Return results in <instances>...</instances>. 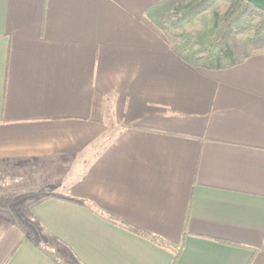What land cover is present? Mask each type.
<instances>
[{
	"label": "crops",
	"instance_id": "obj_1",
	"mask_svg": "<svg viewBox=\"0 0 264 264\" xmlns=\"http://www.w3.org/2000/svg\"><path fill=\"white\" fill-rule=\"evenodd\" d=\"M158 1L0 0V197L51 196L31 219L82 264H264V57L184 64ZM32 238L0 217V264H53Z\"/></svg>",
	"mask_w": 264,
	"mask_h": 264
},
{
	"label": "trees",
	"instance_id": "obj_2",
	"mask_svg": "<svg viewBox=\"0 0 264 264\" xmlns=\"http://www.w3.org/2000/svg\"><path fill=\"white\" fill-rule=\"evenodd\" d=\"M145 16L163 34L170 51L190 67L219 71L252 57H264V11L248 0H160L146 9ZM49 198L42 196L29 203L25 215L31 217V210ZM0 217L10 221L6 211L0 210ZM105 219L166 249L173 255V263L183 249V240L166 242L113 217ZM35 234L33 243L53 264H82L38 224Z\"/></svg>",
	"mask_w": 264,
	"mask_h": 264
},
{
	"label": "rangeland",
	"instance_id": "obj_3",
	"mask_svg": "<svg viewBox=\"0 0 264 264\" xmlns=\"http://www.w3.org/2000/svg\"><path fill=\"white\" fill-rule=\"evenodd\" d=\"M13 194V200L10 202L2 201L5 199L2 198L3 196L0 197V205H9L8 207H0V210L6 211L10 214L9 222L19 225L25 232L29 233L30 236H35V233L37 232V224L35 221H33V219H31V217L25 215V213L27 211V205L35 199H38L39 197H36L40 193L38 194V192H30L25 194L23 191L16 190L13 192ZM56 248L60 249V247ZM60 250L64 256H67V254L62 249Z\"/></svg>",
	"mask_w": 264,
	"mask_h": 264
},
{
	"label": "water",
	"instance_id": "obj_4",
	"mask_svg": "<svg viewBox=\"0 0 264 264\" xmlns=\"http://www.w3.org/2000/svg\"><path fill=\"white\" fill-rule=\"evenodd\" d=\"M251 2L257 9L264 11V0H248Z\"/></svg>",
	"mask_w": 264,
	"mask_h": 264
}]
</instances>
